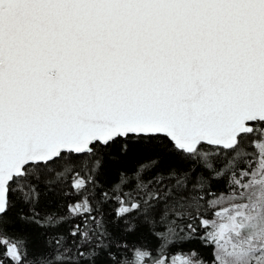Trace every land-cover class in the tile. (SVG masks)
Listing matches in <instances>:
<instances>
[{
	"label": "snow or ice",
	"instance_id": "1",
	"mask_svg": "<svg viewBox=\"0 0 264 264\" xmlns=\"http://www.w3.org/2000/svg\"><path fill=\"white\" fill-rule=\"evenodd\" d=\"M0 264H264V0H0Z\"/></svg>",
	"mask_w": 264,
	"mask_h": 264
}]
</instances>
